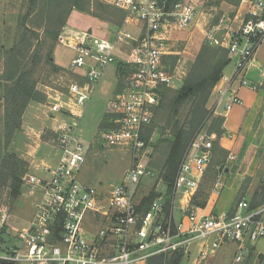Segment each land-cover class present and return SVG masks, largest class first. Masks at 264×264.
I'll use <instances>...</instances> for the list:
<instances>
[{
	"label": "built area",
	"instance_id": "1",
	"mask_svg": "<svg viewBox=\"0 0 264 264\" xmlns=\"http://www.w3.org/2000/svg\"><path fill=\"white\" fill-rule=\"evenodd\" d=\"M246 2V17L220 43L230 61L234 60V69L230 77H222L226 84L217 92L212 114L222 100L225 112L242 104L233 91L235 84L253 89L246 75L264 42V0ZM112 6L125 15V23L139 25L138 35L119 29L112 39H106L67 26L57 35L58 44L70 50L72 58L64 74L47 88L46 107L53 119L59 115L71 123L63 122L52 130L60 152L58 163L43 168V176L23 178L31 190L40 192L26 225L13 228L7 221L8 210H0V264H147L161 255L188 257L193 245L199 248L198 262L227 244L236 248L235 262L244 261L250 247L264 239V204L252 210L245 206L243 213L220 215H206L193 207L192 199L213 157V140L206 131L197 134L187 149L170 200L160 191L146 206L137 200L138 187L153 176L143 161L150 149L142 134L152 122L161 88L173 80L163 57L172 35L189 30L196 22L194 5L113 0ZM213 32L206 35L212 46L217 44ZM121 55L128 73L118 71L121 90L110 106L116 115L114 127L101 139L106 147H129L132 162L123 181L104 193L77 180L85 163L77 129L104 69L118 64ZM223 186L217 180L213 192Z\"/></svg>",
	"mask_w": 264,
	"mask_h": 264
},
{
	"label": "rangeland",
	"instance_id": "2",
	"mask_svg": "<svg viewBox=\"0 0 264 264\" xmlns=\"http://www.w3.org/2000/svg\"><path fill=\"white\" fill-rule=\"evenodd\" d=\"M246 1L180 0L182 4L194 5L197 19L190 31L177 33L178 40L174 46L181 50L185 48L187 43L191 42L197 48L198 53L203 45H209L206 40L207 33L209 31L213 32V28H216L213 32V38L217 41V44L210 46L215 49L222 47L220 43L226 38L227 33L236 30L246 17ZM32 3H34V7ZM30 7H33L32 13L25 21L26 28H22V19L28 13ZM104 10L103 8H97L92 1L90 3L86 2L83 6L75 4L74 0H0V21L5 19V26H8V28L5 27L4 29L3 27L2 29L0 24V30H2V32L0 31V48L3 47L0 51V157L6 152V149H4L5 100H2V97L6 86L11 85V82L6 81L10 79L8 77L12 76L13 67L16 68V65L20 63V71L30 72V76L35 80V90L39 93H45L49 91L47 88L52 87L56 82L59 74H64L63 71L66 70L72 58L71 51L60 46L57 42L56 34L62 27L89 30L106 39H112L119 29H123L133 36L138 35L139 25H136L135 22L125 23L126 17L124 15L122 19L120 17L122 13L119 11L115 12L116 18L108 19L104 14ZM58 15L63 20L62 24H59L56 20ZM261 46H264V42ZM261 46L257 51H264V47ZM12 48L14 51L10 55H6L5 51ZM197 53L193 57V62L190 63L183 62L179 58L181 56L175 57V59H171V56L168 55L163 57V62L173 76V80L170 86L161 88L159 103L152 111V122L142 134V140L146 142L145 145L150 149V153L144 157L143 161L148 170L153 173L152 177L144 179L138 187L140 194H138L137 200L143 204L145 198H148L151 194L158 195V191L164 193L169 200L173 192V186L171 193H169L160 177L159 169L166 156L167 144H160L159 139L168 138L169 132H163L158 127L161 126V123L158 118L156 119L155 109L158 108L163 94L172 96L182 86L185 77L193 67L192 64H194ZM123 59L121 55L117 58L118 64H109L104 69L100 81L95 85L90 99L84 107L83 116L77 129L85 156V163L78 172L77 180L100 190L111 189L121 183L132 162V150L129 147H106L105 142L101 139L102 134L114 127L113 121H115L116 115L115 112H111L110 106H112V102L121 90L122 77L118 75V71L123 69L125 75L128 73ZM233 61H230L229 67L233 65ZM243 87L251 90L249 86ZM259 89L260 87L253 86L252 90L255 92ZM38 98L39 103L35 102V104L46 107L45 101L40 96ZM215 100L209 98L206 107L210 110L211 115L208 114L210 118L206 119L204 126L199 131V133L206 131L213 143L218 140L215 132L210 133L209 130L215 123L214 118L217 117L212 114ZM241 105L236 104L232 109ZM224 106L225 100H222L218 105L219 111H224ZM180 112L179 118L183 119L185 112ZM63 122L71 123L68 118L56 115L55 119H49L44 126L53 128ZM154 124L158 128H155ZM51 133H54L51 129L43 130L41 142L47 145L42 144L39 150L47 157L49 156L50 159L56 153L55 150L49 147L56 142L55 135ZM147 136H149L148 139ZM15 139V146L22 144L25 140L22 134H18ZM228 139L233 142L236 138L231 136ZM244 141L246 144L242 146L244 149L242 152L236 153L230 150L228 153L223 154L214 150L212 160L198 188V194L196 193L199 200L203 195H208V200L209 196L213 195L214 183L217 180L226 185L218 193H214L218 198L213 200L216 204L214 209L216 215L223 212L233 214L236 211L243 213L245 206L249 208L252 203L253 193L264 178V116L262 120H259L255 131L246 136ZM15 146H11L13 152H16L14 151ZM229 156L234 157V159H229ZM230 169L231 171L228 173ZM238 169L240 171L236 173ZM225 171L228 172L225 173ZM25 181L23 179L20 195L16 199L10 196L7 188L0 186V210L3 208L8 210L7 221L10 226L16 229L23 228L26 225L32 214V204L40 197V192L31 190ZM232 182L235 183L236 189L233 187ZM221 194L222 196L219 198ZM195 246H191L190 255L185 257L180 264H195L199 252L197 246L196 248ZM231 249L236 248L231 247ZM255 251L264 254V239H260L255 243ZM228 253L224 256L217 254L213 260L208 258L205 261H196V264H264V256L258 258L257 255H253L251 260L245 259L236 263L234 253L231 251L230 255Z\"/></svg>",
	"mask_w": 264,
	"mask_h": 264
},
{
	"label": "trees",
	"instance_id": "3",
	"mask_svg": "<svg viewBox=\"0 0 264 264\" xmlns=\"http://www.w3.org/2000/svg\"><path fill=\"white\" fill-rule=\"evenodd\" d=\"M90 1H92L97 8L105 9L104 14H106V18H116L115 12L119 10L111 5L105 4L99 0H74L75 4H81L83 6L86 2L90 3ZM178 1L180 0H169V3ZM32 4L34 7V3ZM33 7L28 9V13H26L25 17L22 19V28H26L25 21L32 13ZM119 12L122 13L121 11ZM123 16L124 14L122 13L120 17L123 19ZM58 17L56 20L59 24H62V18ZM59 32H57L56 38ZM2 49L3 47L0 48V51H2ZM12 51H14L13 48L5 51L6 55H10ZM229 63L230 58L225 48L218 47L215 49L210 45H203L197 53L194 64H192L193 67L185 77L182 86L176 90L172 96L163 94L158 108L155 109L156 119L158 118V121L161 123V126L158 127L162 129L163 132H169L168 138L164 140L159 139L160 144H167L165 150L166 156L161 162L159 171L160 177L166 185L167 190H169V193H171L180 163L191 141L199 134L206 119L210 118L208 114L210 113L211 115V112L206 107L208 100L212 90L222 79L224 69ZM12 69V76L8 77L10 81H6L11 82V85L6 86L3 95L4 98L2 97V100H5L4 113L6 123L4 149H6V152L0 157V186L7 188L10 192V196L16 199L20 195L23 178L27 175L29 164L7 149L15 132L20 129L21 117L27 105L32 102L39 103L38 96H40L46 104L47 98L45 93H39L35 90V80L30 76V72L20 71V63L16 65V68L13 67ZM261 89L264 91V83ZM186 107H188V109H186ZM180 111L185 112L183 119L179 118ZM214 120L215 123L209 130L210 133L215 132L219 140L223 133V118L216 117ZM155 124L153 126L158 128ZM149 133H151V131H149ZM51 134L55 135V133ZM148 137L149 136H147V139ZM218 140L213 143L212 152L217 150L223 154L227 153L220 147ZM197 194L193 197L192 204L195 207L202 208L206 204L208 195H203L199 200ZM157 196V194H151L148 198H145V201H143L144 205L146 206ZM263 204L264 178L253 193L252 203L249 209H255ZM253 255L252 252L248 253L245 259L251 260ZM261 257V255L258 256V258ZM183 259L184 255L182 253H174L166 257L161 255L151 258L149 264H180Z\"/></svg>",
	"mask_w": 264,
	"mask_h": 264
},
{
	"label": "crops",
	"instance_id": "4",
	"mask_svg": "<svg viewBox=\"0 0 264 264\" xmlns=\"http://www.w3.org/2000/svg\"><path fill=\"white\" fill-rule=\"evenodd\" d=\"M100 1L107 3L108 5H111V6L113 2V0H100ZM0 24H1L2 29L3 27L4 29L5 27L8 28L7 25L5 26L6 24L5 19L3 21H0ZM190 30L191 28L187 31L177 32V33H185ZM0 31L2 32V30ZM177 33H174L172 35V39L169 43V51H166V55L171 56V59L172 58L175 59V57L178 58L179 56H181L179 58H181L183 62H187V63L193 62L194 60L193 57L197 53V48L194 47V45H192V43L190 42V43H187L185 48L181 50L177 49V47L174 46L176 44L175 42L178 40L176 36ZM261 47H264V46H261ZM229 65L230 63L224 69L223 77H230V75L232 74L233 69H234V62L231 67H229ZM246 78L248 79V81L250 82L252 86L260 87V89L254 92L253 90L245 89L244 87H241L235 84L233 86V91H235V93L238 95L243 105L237 106V108L234 107L233 109H231V111H228V112H225V110L219 111L218 107L216 109L215 115L217 117L223 118V124H222L223 133L219 140L220 141L219 145L227 153L230 150L236 153L242 152L244 150L242 146L246 144L244 141V138L248 136L250 133H253L255 131L257 124H259V120H262V117L264 116V91L261 89V86L264 83V51H256L254 59L248 68ZM225 84L226 82L223 78L218 82V84L212 90V94L210 98L214 100L216 99L215 102L217 101V98H218V93H217L218 90ZM49 119L53 120L47 107H42L41 104H35V102L29 103L22 114L20 129L14 134L8 146L9 152L15 154L17 157L26 161L29 164L28 172H27V175L29 176H37V175H39V177L43 176V173H42L43 168H52L59 161L60 152L57 149L55 144L53 146H49L51 147V149L56 151V153L53 155V157H51V159L49 158V156L47 157L44 153L39 152L40 148L42 147L41 146L42 144L47 145L41 142L42 141L41 136H42L43 130L51 129L52 131L53 129L56 128V127L47 128L44 126L45 123ZM18 134H22L25 140L22 144L15 146V142H16L15 138ZM226 136H228V138L233 136L236 139H234L233 142H230L229 139L226 138ZM11 146H15L14 151L16 152H13L11 150ZM230 171L231 169L229 170V172L225 171V173L227 172L230 173ZM236 171H237L236 173H238L240 169ZM234 184L235 183L232 182L233 187L236 189ZM225 186L226 185L224 184L223 188H225ZM112 189L113 188L107 189V190L105 189L102 191L104 193H109L110 191H112ZM138 194L140 193L138 192ZM221 196L222 194L219 196V198ZM216 199L218 198L213 192V195L211 194L209 196V199L206 201V204L204 207L199 208V207H195L194 205L193 207L198 212L204 213L206 215L215 214L214 209H215L216 204L215 202H213V200H216ZM231 247L234 248L235 246L232 244H227V245L222 246L213 255H210L209 260L215 259L214 257H216L217 254L224 256L227 252H229L228 254L230 255L231 254L230 251L234 253L235 249H231ZM197 249L199 250L198 246H197ZM248 252L249 253L252 252L254 255H257V256L259 255L264 256V254H261L260 252L255 251V244L252 247H250ZM195 264H196V261H195Z\"/></svg>",
	"mask_w": 264,
	"mask_h": 264
}]
</instances>
